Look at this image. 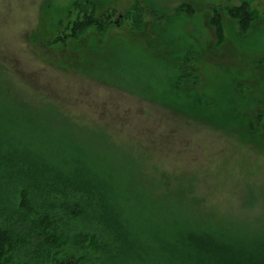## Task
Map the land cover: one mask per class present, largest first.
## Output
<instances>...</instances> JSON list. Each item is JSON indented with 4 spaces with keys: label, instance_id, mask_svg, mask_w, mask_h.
Masks as SVG:
<instances>
[{
    "label": "trees",
    "instance_id": "obj_1",
    "mask_svg": "<svg viewBox=\"0 0 264 264\" xmlns=\"http://www.w3.org/2000/svg\"><path fill=\"white\" fill-rule=\"evenodd\" d=\"M105 3L50 0L44 5L45 33L55 34L51 43L76 53L62 67L127 86L142 99L197 122L239 131L243 139L248 134L253 142L261 134L264 138V95L259 106L244 93L250 88L238 72L242 80L210 76L204 86L203 71L200 75L192 61L197 51L183 44L168 50L178 45L177 36L161 39V23L173 20L169 13L151 4L146 10L138 0L128 14L129 33L141 34L149 12L158 36L153 45L169 52L166 63L159 56L142 62L128 52L133 45L123 39L119 49L98 45V38L118 27ZM189 8L175 9V18L183 12L193 16ZM226 13L237 21L241 35L259 19L247 1ZM209 24L222 43L225 27L219 10ZM85 38L90 45L83 49L78 43ZM258 73L255 82L264 94L261 62ZM48 108L23 101L13 84L0 77V264H264V224L241 228L200 214L198 205L190 207L178 190L157 192L145 175L136 173L140 167L124 176L106 147L86 136L74 137L69 125L56 124ZM60 129H69L72 136L58 135Z\"/></svg>",
    "mask_w": 264,
    "mask_h": 264
},
{
    "label": "rangeland",
    "instance_id": "obj_2",
    "mask_svg": "<svg viewBox=\"0 0 264 264\" xmlns=\"http://www.w3.org/2000/svg\"><path fill=\"white\" fill-rule=\"evenodd\" d=\"M49 1L0 0V77L13 84L23 101L49 107L56 124L69 125L74 137L86 136L92 143L106 147L111 152L109 158L113 155L118 160L115 166L124 176L131 177L132 169L140 167V173H136L140 178L145 175L157 192L178 190L190 207L195 209L194 205H198L200 214H211L241 228L263 225V135L258 137V143L249 134L248 140L243 139L239 131L233 133L216 127L215 123L210 126L197 122L167 105L142 99L127 86H112L62 67L76 53L72 47L52 44L55 34L45 33L43 13ZM137 1L99 0L100 5L106 2L111 11L109 17L118 27L110 28L105 38H98L97 44L119 49L125 40L133 45L128 52L139 56L142 62L159 56V61L166 63L170 54L154 47L158 36L152 32L154 20L149 12L145 15L143 32L129 33L132 20L128 14ZM139 1L144 8L151 4L173 17L161 23V39L177 36L178 45L168 50L183 44L197 51L191 54L192 61L198 65L200 75L203 71V85L210 76L222 81L227 77L242 80L239 74L245 75L243 81L250 91L245 88L244 93L262 106V86L258 87L255 80L259 78L260 62L264 65V0ZM242 1L249 2L259 14L247 35H241L237 21L226 13L227 8L240 6ZM181 5H189L194 15L183 12V17L175 18V9ZM215 9L223 17L222 43H217L216 33L209 24ZM155 29L159 31V27ZM88 43L89 38H85L78 46L85 49ZM57 133L72 136L69 129Z\"/></svg>",
    "mask_w": 264,
    "mask_h": 264
},
{
    "label": "bare ground",
    "instance_id": "obj_3",
    "mask_svg": "<svg viewBox=\"0 0 264 264\" xmlns=\"http://www.w3.org/2000/svg\"><path fill=\"white\" fill-rule=\"evenodd\" d=\"M190 9V8H189ZM217 17V16H216ZM220 19V18H219ZM20 205V204H19ZM7 232V231H6ZM151 259V258H150ZM163 261V260H162ZM177 264V263H176Z\"/></svg>",
    "mask_w": 264,
    "mask_h": 264
}]
</instances>
